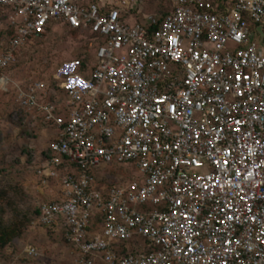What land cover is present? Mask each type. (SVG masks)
Listing matches in <instances>:
<instances>
[{
    "label": "built area",
    "instance_id": "1",
    "mask_svg": "<svg viewBox=\"0 0 264 264\" xmlns=\"http://www.w3.org/2000/svg\"><path fill=\"white\" fill-rule=\"evenodd\" d=\"M143 1L0 0L14 30L0 88L56 130L33 224L75 264H264V0ZM56 22L100 40L90 64L57 68L61 106L5 74ZM123 165L138 175L109 185Z\"/></svg>",
    "mask_w": 264,
    "mask_h": 264
},
{
    "label": "rangeland",
    "instance_id": "2",
    "mask_svg": "<svg viewBox=\"0 0 264 264\" xmlns=\"http://www.w3.org/2000/svg\"><path fill=\"white\" fill-rule=\"evenodd\" d=\"M158 2L144 0L143 12H156ZM133 21L129 18L130 23ZM6 24V16L0 11V55L8 41ZM96 42L90 34H74L56 22L44 36L24 45L7 75L22 84L45 81L51 85L64 61L77 57L93 60ZM55 134L40 114L19 105L12 90L0 88V214L4 223L9 224L17 216H33L39 194L35 163ZM104 174L110 184L138 175L135 168L124 165L110 167ZM35 219L27 224L20 238L0 251V264H75L76 252L62 233L35 226ZM29 245L37 248L38 255L27 253Z\"/></svg>",
    "mask_w": 264,
    "mask_h": 264
},
{
    "label": "trees",
    "instance_id": "3",
    "mask_svg": "<svg viewBox=\"0 0 264 264\" xmlns=\"http://www.w3.org/2000/svg\"><path fill=\"white\" fill-rule=\"evenodd\" d=\"M157 7H158V10H155L156 12H165L168 10V7H166L163 3L162 0H159V2L157 3ZM1 11V9H0ZM6 33H7V37H8V41H7V44L9 43V40L10 38L12 37L13 33H14V30L9 28V23H8V20L6 18ZM68 27L74 34H78V32H86L88 34H90V36L92 37V39H95L98 43L100 40L98 39L97 35L96 34H92L91 32L89 31H86V30H82V29H73V28H70L69 26H66ZM45 34H43L42 36H44ZM40 36V37H42ZM39 37V38H40ZM77 58H80L83 63L86 65V64H90L91 63V60L89 58H85V57H77ZM16 62H14L13 64H11V66H9L7 68V70H5V74L7 75V72L8 70L12 67V65H14ZM27 84V83H25ZM51 88L54 89L55 91V94H58V97H55L53 94H50L47 98V100L49 102H52L54 104H56V106H61L63 105V102L66 98V94L65 92L58 86V81L54 79L53 83L50 85ZM10 91V89L8 90ZM60 93L64 94L63 98H61L59 95ZM59 113H61L62 115L66 116L65 115V111L64 110H61L59 111ZM43 118V117H42ZM53 128V127H52ZM55 130V128H53ZM56 131V130H55ZM50 144V143H49ZM47 149V148H46ZM45 149V150H46ZM44 150V152H45ZM114 175V173H113ZM115 184L114 182H112L111 184L109 183V185H113ZM117 184V183H116ZM39 214V210L38 208H35L33 210V216H21V218H19L18 216L16 217V219H13L9 224H6L3 222L2 220V217H1V214H0V251L2 249H4L8 244H10L11 242H13L15 239L17 238H20L23 234H24V229L25 227L27 226V224L30 222L32 223V221L37 217V215ZM102 264V263H100Z\"/></svg>",
    "mask_w": 264,
    "mask_h": 264
},
{
    "label": "water",
    "instance_id": "4",
    "mask_svg": "<svg viewBox=\"0 0 264 264\" xmlns=\"http://www.w3.org/2000/svg\"><path fill=\"white\" fill-rule=\"evenodd\" d=\"M258 31L260 32L262 38H264V30H263V27L262 26H259L258 27Z\"/></svg>",
    "mask_w": 264,
    "mask_h": 264
}]
</instances>
